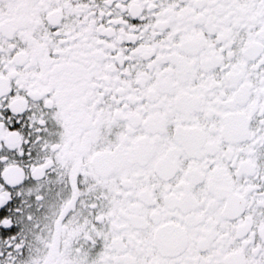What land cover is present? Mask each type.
<instances>
[{"label":"snow or ice","instance_id":"snow-or-ice-1","mask_svg":"<svg viewBox=\"0 0 264 264\" xmlns=\"http://www.w3.org/2000/svg\"><path fill=\"white\" fill-rule=\"evenodd\" d=\"M0 264H264V0H0Z\"/></svg>","mask_w":264,"mask_h":264}]
</instances>
